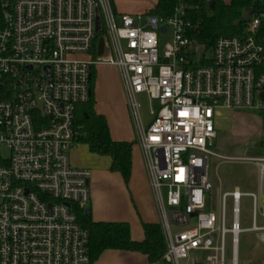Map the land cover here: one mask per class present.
<instances>
[{"label":"built area","instance_id":"2783aa9c","mask_svg":"<svg viewBox=\"0 0 264 264\" xmlns=\"http://www.w3.org/2000/svg\"><path fill=\"white\" fill-rule=\"evenodd\" d=\"M0 1V264H90L78 213L90 208L91 174L74 167L69 153L76 109L89 102L98 66L119 70L159 209L165 263L238 264L242 233L264 243V157L214 152L221 112L258 111L264 120V14L251 15L241 36L219 38L205 66L194 64L182 5L162 18L119 15L112 0ZM142 95L158 103L147 125ZM211 158L254 165L258 192L234 189L210 208ZM243 197L252 204L249 229L240 221Z\"/></svg>","mask_w":264,"mask_h":264},{"label":"trees","instance_id":"16d2710c","mask_svg":"<svg viewBox=\"0 0 264 264\" xmlns=\"http://www.w3.org/2000/svg\"><path fill=\"white\" fill-rule=\"evenodd\" d=\"M157 0L156 7L149 13L168 18L179 6L185 9L186 36L203 47L201 65H209L216 41L222 37H236L244 33L246 22L244 11L253 9L254 15L264 14V0ZM3 14L0 1V31ZM95 71L91 81V97L88 103L79 105L75 115L76 144L87 146L89 152L107 157L109 171L122 176L126 185L131 178V154L134 142H117L110 135L106 118L95 111ZM264 127V120H263ZM80 225L89 233L90 264L95 263L106 251L138 253L147 257L150 264H166V242L160 224H144V239L134 241L131 228L125 222H97L90 208L78 213Z\"/></svg>","mask_w":264,"mask_h":264},{"label":"rangeland","instance_id":"374dc122","mask_svg":"<svg viewBox=\"0 0 264 264\" xmlns=\"http://www.w3.org/2000/svg\"><path fill=\"white\" fill-rule=\"evenodd\" d=\"M118 13H135L145 11L154 5V0H113ZM171 41V33L164 37L161 43V53L166 44ZM204 49L195 45L193 56L194 64L203 59ZM74 59L76 57H73ZM78 59L90 60L92 55L80 56ZM102 91L105 106H118L127 102L124 86L116 67L98 66L95 68V90ZM141 105V116L144 121L151 119L150 111L157 110L158 103L150 101L146 96H139ZM124 105V103H123ZM109 107V108H111ZM238 118L232 119V112H221V119H217L219 130H221L222 141H215L214 152L224 159H259L264 157V127L263 118L258 111H238ZM128 114V113H127ZM130 124L134 125L132 115H128ZM233 120V123H232ZM217 123V122H216ZM71 164L79 168V163L88 165L94 160L87 146L76 144L70 153ZM209 179L212 183V191L207 195L210 208L217 210L220 197L224 193L232 192L239 188L243 193L252 192L258 183L259 173L256 167L249 163L231 162L223 159L211 158L209 160ZM165 194V193H164ZM252 204L251 200L243 197L240 201V221L242 229H249L252 225ZM254 233H242L239 237L238 264H253L255 249L258 247ZM264 247V246H262ZM231 259L232 255L229 253ZM183 264H186L184 262Z\"/></svg>","mask_w":264,"mask_h":264},{"label":"crops","instance_id":"0c3cea01","mask_svg":"<svg viewBox=\"0 0 264 264\" xmlns=\"http://www.w3.org/2000/svg\"><path fill=\"white\" fill-rule=\"evenodd\" d=\"M114 10L117 14L136 15L147 13L156 7L157 0H154V5L146 8L145 11L135 13H118L115 4L112 0ZM103 88L99 91L95 90L94 83V98L95 111L97 114L103 115L108 123L110 135L117 142H134L132 147L131 162V178L128 185L125 184L122 176L118 173L109 171L111 161L107 157L94 156L95 161L88 162V165L82 166L79 163V169L90 171V192L91 204L90 211L92 217L97 222H125L130 225L131 237L134 241H142L144 239V224H159V209L149 186V179L144 162V154L137 142V131L135 124H130L128 115L131 116L127 102L105 106L102 103L104 96ZM111 107V108H109ZM238 112V111H236ZM128 113V114H127ZM222 116V115H221ZM218 118L221 119L222 117ZM239 115L232 112L231 118L237 119ZM232 120V123H233ZM218 121L216 123L217 139L222 141L221 130H219ZM145 125L149 123L144 121ZM221 143V142H220ZM222 144V143H221ZM75 167V166H74ZM77 168V167H76ZM239 189V188H235ZM259 179L253 193L258 192ZM240 190V189H239ZM257 249H255L253 264H264V243L260 242L257 237ZM93 264H150L146 256L122 251H106Z\"/></svg>","mask_w":264,"mask_h":264},{"label":"water","instance_id":"95a60500","mask_svg":"<svg viewBox=\"0 0 264 264\" xmlns=\"http://www.w3.org/2000/svg\"><path fill=\"white\" fill-rule=\"evenodd\" d=\"M211 6H214V2L211 3ZM254 14V10L253 9H246L244 11V16H243V20L244 22H249L250 20V17L251 15ZM96 26H97V32H99L100 30V22H99V18H97V23H96ZM162 33L165 32V29H162L161 30ZM103 52H104V41L103 39H99V50H98V56L101 57L103 55ZM89 182H88V186H89Z\"/></svg>","mask_w":264,"mask_h":264}]
</instances>
